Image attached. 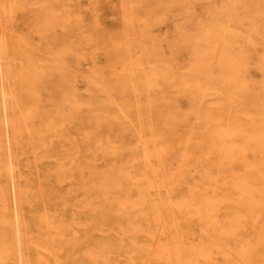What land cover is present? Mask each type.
Returning a JSON list of instances; mask_svg holds the SVG:
<instances>
[{
  "label": "rangeland",
  "instance_id": "374dc122",
  "mask_svg": "<svg viewBox=\"0 0 264 264\" xmlns=\"http://www.w3.org/2000/svg\"><path fill=\"white\" fill-rule=\"evenodd\" d=\"M178 2L0 0V224L124 221L118 180L158 156L159 95L177 86Z\"/></svg>",
  "mask_w": 264,
  "mask_h": 264
},
{
  "label": "bare ground",
  "instance_id": "6f19581e",
  "mask_svg": "<svg viewBox=\"0 0 264 264\" xmlns=\"http://www.w3.org/2000/svg\"><path fill=\"white\" fill-rule=\"evenodd\" d=\"M179 1L177 86L159 95L158 156L125 163L133 172L118 180L124 221L49 214L32 231L3 219L0 264H31V252L59 257L54 264H80L74 255L93 264H118L109 256L125 257L122 264H264V0ZM90 161L96 185L101 161Z\"/></svg>",
  "mask_w": 264,
  "mask_h": 264
}]
</instances>
